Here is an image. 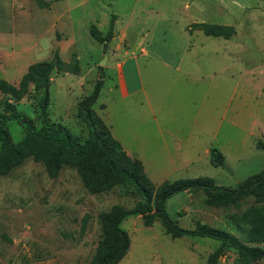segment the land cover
<instances>
[{"label": "rangeland", "instance_id": "1", "mask_svg": "<svg viewBox=\"0 0 264 264\" xmlns=\"http://www.w3.org/2000/svg\"><path fill=\"white\" fill-rule=\"evenodd\" d=\"M45 1L47 9L38 8L33 0H0L1 80L17 86L31 64L50 61L55 53L73 69L72 73L55 70L51 74L45 120L40 115L42 92L33 85L20 101L0 93V120L13 142L23 136L22 118L37 128L50 125L84 142L89 127L77 117L79 103L98 81L107 82L101 78L100 71L106 66L101 61L125 50L135 53L147 96L173 116V122L162 127L163 136L168 143L183 146L171 156L198 158L192 166L158 168L168 165L163 151L150 153L127 140L144 126H152L151 116L144 118L139 105L145 97L123 99L115 92L109 104L104 94L93 110L111 126L116 140L129 142L130 156H142L157 185L164 180L208 177L217 186L235 188L264 170V150L256 147L258 141L264 143V0ZM199 23L233 27L235 33L229 40L207 37L200 31L184 38V28ZM91 25L102 35L112 29L107 47L90 36ZM189 45L197 53L194 67L205 75L203 81L178 77L174 70H159L175 69L170 63L173 53L181 51L176 58L180 60ZM141 49L147 54L142 55ZM191 60L186 54L178 68L188 69ZM7 100L16 114L12 119L4 110ZM100 102L109 104L105 114L98 109ZM144 112L148 113L145 105ZM197 115L195 121L180 120ZM188 132L201 139L200 151L210 144L224 155L223 165L216 168L209 156L186 148L185 140L192 138ZM138 200L135 195H122L119 188L90 193L75 168L63 166L54 176L42 163L28 158L0 176V264H90L102 238L99 215L116 205L131 209ZM190 200L180 193L166 202L169 218L180 228L205 225L238 238L234 217L256 205L253 195L230 201L203 193ZM120 227L127 232L130 247L119 264H208L220 246L208 237L174 239L159 220L145 227L137 214L126 217ZM247 246L251 249L232 245L217 264H264V243Z\"/></svg>", "mask_w": 264, "mask_h": 264}, {"label": "trees", "instance_id": "2", "mask_svg": "<svg viewBox=\"0 0 264 264\" xmlns=\"http://www.w3.org/2000/svg\"><path fill=\"white\" fill-rule=\"evenodd\" d=\"M38 8L47 9L45 0H33ZM199 30L206 36L229 39L234 35L233 27L216 24H192L190 31ZM90 36L104 47L112 39V29L102 35L95 25L89 27ZM72 73L71 63H64L57 53L50 61L31 64L21 77L17 86L0 79V93L15 101H20L30 85L42 92L40 115L47 117L50 100L51 74L55 71ZM103 81H98L90 95L81 100L77 117L89 127L87 139L80 143L70 135L62 133L50 125L42 124L37 128L27 118H22L23 136L13 142L8 131L0 120V176L8 174L20 166L26 159L32 158L42 163L51 175H57L63 166L75 168L82 183L90 193H105L119 188L122 195H135L139 200L131 209L113 206L109 211L99 215L102 238L96 248L90 264H119L127 255L130 238L120 227L121 222L129 215L137 214L142 218L145 227H151L159 220L166 233L172 238L208 237L220 242L218 249L209 256L208 264H217L224 256L225 250L235 245L237 249L249 250V244L264 243V170L239 183L237 187L215 185L208 177L164 181L155 185L145 174L141 162L130 157L121 144L115 140L108 126L93 110ZM9 100L4 110L9 119L16 116ZM2 121V122H1ZM258 149L264 150V143H256ZM224 156L215 148L210 149V163L214 167L223 165ZM191 190L204 191L224 200L235 201L244 195H253L256 205H251L240 215L234 217V224L239 238L225 231L205 225L194 229H182L173 222L166 211V202L173 196ZM263 254L257 248L252 249Z\"/></svg>", "mask_w": 264, "mask_h": 264}, {"label": "crops", "instance_id": "3", "mask_svg": "<svg viewBox=\"0 0 264 264\" xmlns=\"http://www.w3.org/2000/svg\"><path fill=\"white\" fill-rule=\"evenodd\" d=\"M187 27H188V25H187ZM187 27H185L184 31H183V34L185 36V37L183 36L184 38L190 39L192 37L193 31L195 33H198V31H199V30L190 31L191 26H189L188 28ZM200 32H202V31H200ZM140 37H141V35H140ZM207 37H213V36H207ZM215 38H223V37H215ZM223 39L229 40V39H225V38H223ZM179 52H181V51H179ZM140 53L142 55L147 54L146 50H144V49H141ZM178 53L174 52L173 57H172V59H174V61H170V63H173L172 65H174L176 67L175 69H159V70L160 71L174 70V72L178 75V77L186 76L190 79H192L194 77V78H197L198 81H201V80L203 81L205 79V75H202L201 72L199 71V69H195V67H194L195 66V64H194L195 59L197 58L196 57L197 53L191 49V46L189 45L187 47V49L184 48L183 53H182L183 55H182L180 60L176 59L178 57L177 56ZM113 54H114V57H110L108 55L106 56V66L104 67L103 70L105 72L104 78L107 79V82L103 81L100 93H99L98 98H97L96 102L94 103V105L97 103L98 99L99 100L101 99V97L104 94H106L107 101H109V104L111 101H113L115 92H117L123 99L137 97L138 95L142 94L145 98L143 100L139 101V105L141 107L140 108L141 113H142V116H144V118H145V116H149V115L151 116V119L149 121L152 124V126L151 125L144 126V128L139 133H137V134L133 133L132 135H130L128 137L127 140L132 141L133 144L139 145L138 146L139 149L140 148L141 149L147 148L150 153L153 152L155 154H158V151H163V154H166L168 156V157L164 158L165 162H167L166 164H168V165L167 166H164V164H162V166H161V164L157 165V167L160 169L175 168L179 165H181V167H188V166H192V165L196 164L198 162L197 161L198 158H196V157L185 158V159L180 160V159H175L174 157L171 156L172 152L177 153L179 149L182 151V146H183L180 143L179 144L175 143V142L168 143L167 140H165V138L163 136V132H162L163 128L162 127L164 126L165 123L173 122V120H174L173 116H171L170 113L168 114V111L165 112L167 110V108L164 105H162V104L157 105L156 103H153V101H151L150 98L147 96L145 86L142 82L141 71H140V69H138V66L136 65V62H135V59H136V57L134 55L135 53L132 51H125L124 50L122 52L121 51L114 52ZM186 54L188 56H190V58H192V60L187 63L188 69H179L178 68L179 65L182 66V62H183L182 58ZM130 55H131V57H129ZM122 57L128 58V60L119 61V59ZM109 61H110V63H109ZM128 61H130V64H128ZM166 61L168 62L169 60H166ZM166 64L167 63L163 62V66L165 68H171ZM100 73H101V71H100ZM109 104H106V102H100L98 104L99 111L101 113L105 114L106 108L108 107L107 105H109ZM144 105L148 109L147 114H145V112H144ZM93 106H92V108H93ZM197 117H198V115L195 118H191V119L190 118L187 119L186 117H183V119H180V120H183V121H186V120L187 121L188 120L193 121L194 120L195 121L197 119ZM109 127L108 128L111 129V126H109ZM110 132H111V130H110ZM215 134H216V131L214 132L213 136H215ZM188 135H191L192 138L185 140V142H186L185 147L190 149L193 153H196L197 155H199V153H204L205 155L209 156V162H210V149H211L210 144L207 147H204L202 151H200L199 149L202 148V146H203L201 139L198 137L194 138L192 132H188ZM199 137H201V136H199ZM127 140L125 142H123L122 140L117 138V141L121 144L124 151L127 153V155L130 156V153H133V152L131 150H129V148H128L129 142ZM171 145H173V147ZM137 151L138 150H135V153H139ZM140 153H143L142 150L140 151ZM185 153H188V150ZM130 157L135 158L134 156H130ZM135 159H137L141 162V164L144 168V172L147 175V177L155 185H157L153 181V179L148 175L147 168H146L147 167L146 162L142 158V156H140L139 158H135ZM157 161H159V159L154 161L153 164H155ZM224 162H225V156H224ZM182 193H184L186 197H188V198L190 197V199L192 201H195L199 197H202L203 193H207V192L199 191V190H191V191H186V192H182Z\"/></svg>", "mask_w": 264, "mask_h": 264}, {"label": "water", "instance_id": "4", "mask_svg": "<svg viewBox=\"0 0 264 264\" xmlns=\"http://www.w3.org/2000/svg\"><path fill=\"white\" fill-rule=\"evenodd\" d=\"M106 63V58H104L102 61H101V65H104ZM104 77V72L103 71H101V78H103Z\"/></svg>", "mask_w": 264, "mask_h": 264}]
</instances>
